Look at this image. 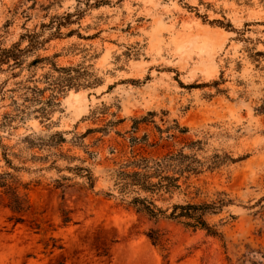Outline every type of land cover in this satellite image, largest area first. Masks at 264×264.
I'll return each instance as SVG.
<instances>
[{
  "label": "rangeland",
  "instance_id": "1",
  "mask_svg": "<svg viewBox=\"0 0 264 264\" xmlns=\"http://www.w3.org/2000/svg\"><path fill=\"white\" fill-rule=\"evenodd\" d=\"M66 13L59 33L42 26ZM33 32L44 42L26 63L47 56L58 66L82 64L99 84L58 95L50 120L32 106L0 127L1 142L14 150L24 135L62 132L66 141L52 152L72 158L51 167L50 156L16 173L29 182L24 212H13L0 192V264H264V0H0L1 45ZM47 68L0 72V119L14 99L22 103L23 86L33 79L44 86ZM143 134L156 144L133 146L131 136ZM196 139L199 157L221 161L194 181L201 192L193 200H214L218 191L232 200L207 217L222 238L104 196L108 171L132 151L156 155ZM3 163L0 154V170L12 171ZM74 164L91 170L92 189L65 168ZM62 176L75 184L54 188ZM149 229L159 230L160 244Z\"/></svg>",
  "mask_w": 264,
  "mask_h": 264
},
{
  "label": "trees",
  "instance_id": "2",
  "mask_svg": "<svg viewBox=\"0 0 264 264\" xmlns=\"http://www.w3.org/2000/svg\"><path fill=\"white\" fill-rule=\"evenodd\" d=\"M102 1L104 0H96V3L100 4ZM71 16L72 13H66L55 17L58 19L56 22L53 17L50 23L42 24V26L53 25L56 28V33H59L60 26L68 23L67 21ZM40 37V33L33 32L21 35L18 41L9 46L0 44V72H11V75L17 76L18 73L13 72L17 68L21 70L25 66L30 69L39 63L48 65L40 79L44 86L42 88L37 86L34 83L36 82L35 79L32 81L33 85L23 86L22 103L13 100V112L3 114L0 119L1 128L11 127L14 120L23 119L29 114V109L32 106H35L34 112L38 114V117L50 120L49 115L57 105L55 100L58 95L64 94L69 89L91 88L99 84V79L95 74L82 64L58 66L47 56H36L26 63L29 52L44 42ZM24 39L27 40V44L21 47V42ZM31 78L32 75L27 81H31ZM46 91L50 93L44 98ZM135 122L138 121L135 120ZM89 131L75 136L78 140L73 143L81 146V138ZM179 131H185V128ZM65 141L62 132H55L47 139L27 134L20 140L23 147L14 150L13 146L3 144L0 139V154L4 162L3 165L12 170H0V192L5 195L7 206L13 212H24L29 208L27 200L29 182H23L16 173L21 170H30L26 163L45 162L51 158L50 156L53 157L50 163L51 167H55L58 158L67 159L71 162L72 158L65 156L62 152H52L53 148H57ZM131 142L133 146L140 145L144 148L156 144L154 141H149L146 134L140 137L132 135ZM201 145L202 141L196 139L190 140L180 148L169 149L156 155L140 150L132 151L129 157L118 162L115 167L108 171L109 187L103 192L104 196L114 199L117 204L125 208H132L155 221L158 219L171 220L186 228L201 229L209 235L222 238V232L215 224H211L207 217L221 212L232 200L227 198V194L223 191H218L216 198L211 201L193 200L201 192L194 181L206 170L217 167L221 161L218 155H213L210 158L199 157L195 150L201 149ZM33 149H46L48 152L44 155L28 152V150ZM13 160H16L18 164H14ZM65 168L85 176L88 188H93L96 178L89 168L76 164L66 165ZM83 172L85 174H82ZM69 180V177L62 176L59 179H54L52 186L63 191L66 187L75 184H67ZM32 182L39 184L40 180L34 179ZM191 194L192 196H189ZM180 195L186 198L189 196V199L173 200L174 197ZM20 219L17 217L16 221ZM67 220V218L64 219V221ZM146 235L152 244H160L161 234L159 230L149 229Z\"/></svg>",
  "mask_w": 264,
  "mask_h": 264
}]
</instances>
